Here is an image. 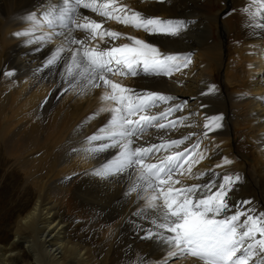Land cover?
<instances>
[{
	"label": "bare ground",
	"instance_id": "6f19581e",
	"mask_svg": "<svg viewBox=\"0 0 264 264\" xmlns=\"http://www.w3.org/2000/svg\"><path fill=\"white\" fill-rule=\"evenodd\" d=\"M209 4L0 0V264H264V0Z\"/></svg>",
	"mask_w": 264,
	"mask_h": 264
},
{
	"label": "rangeland",
	"instance_id": "374dc122",
	"mask_svg": "<svg viewBox=\"0 0 264 264\" xmlns=\"http://www.w3.org/2000/svg\"><path fill=\"white\" fill-rule=\"evenodd\" d=\"M221 1L222 0H211V4L208 5V16H209V18L212 19V21L210 23L213 24V25H214L213 12L218 10V9H221V11H220L218 19H217L218 30L215 29L216 32H214V29H212L211 27H209V26L206 27L205 26L204 31L207 30V34L208 35L210 34V38L207 39L206 43L211 45L212 42H214V41L216 42L217 40H219L220 42H223V36L221 34V28H220V26H222V27H224L226 34L228 33V36H226L227 44L229 43V45H227L228 46V51L229 52L231 51L232 53H235V52H237V47L240 46V48H242L241 46L243 44L241 37H238V31H237L238 27H239V24L237 23V20H238L237 14L239 12V10H238L239 8L237 9L238 0H223V2H225V6L224 7L223 6L221 7ZM228 3L230 5V7H229ZM235 4H236V6H235ZM211 32H213V35H212ZM198 34H202L203 35L204 33L200 32ZM196 36H197V34L195 35V37ZM199 40H201V38H199ZM201 41H203V39ZM224 52H225V50H224ZM226 57H228V53H227ZM227 59H225V57H224L222 59L223 61L221 60V62H224ZM215 64L216 63L213 62V61L210 62L209 68L206 70V73L210 74V75H208L209 78H210V82L209 83L217 91L218 88L221 87L222 80L225 79V71L227 72L228 70L223 69V66L221 68H219V70H215ZM235 66L236 65L233 64V68H235ZM239 72L241 73L242 70H240ZM246 72H247V70H244L243 74H245ZM248 76L249 75L247 73L245 79H247ZM253 78H255V77H253ZM242 80L244 81V79H242ZM250 104L251 103L249 102V100H247V101H245V103L240 104L237 107V109L234 110V118H236V122L240 125L241 129L245 128V132H250L251 130H253V127L252 128L250 127L251 121L246 118V116L251 115L249 107H248V105H250ZM238 132H239V127H238V129L236 131H235V128L233 129V133H238ZM249 135H252V134L250 133ZM203 138H204V136L199 137V139H198L199 141L196 142V146H197L198 150L201 149V145H203V142H204ZM239 138H241V139L237 140L233 147H236L238 149V151H237L236 148H234L236 150V154L235 155L238 156L239 158L240 157L242 158V156L240 154H243L244 151H246V147L242 148V147H239V145L242 144L243 146H247L248 145L247 141H248L249 138L246 139V136H242V137H239ZM242 139L244 140V143L242 142ZM199 142H201V143H199ZM205 147H207V145ZM250 147L252 148L253 146L250 145ZM195 154H197V153H195ZM206 155H207V151H204L200 156H202L206 160L211 159V156L209 158H205L204 156H206ZM242 160L244 161V163H246V158H243ZM259 186H260V189H261V183L260 182H259ZM0 216H1L0 217V224L2 223V226H3L2 229H0V231H1L0 232V244H4V243L8 242V240H9V238H8L9 237V235H8L9 232H8V225L7 224L6 225L3 224V222H4L3 221L4 214H3L2 210H0ZM93 231H94V228L92 227L91 230H90V234L89 233L87 234V238L88 239H91L93 237H95V239L98 238V236L96 234H95L96 236H93V234H92V233H94ZM247 259H248L247 257H242V260H243L244 263L247 262ZM176 260H179V259L177 258Z\"/></svg>",
	"mask_w": 264,
	"mask_h": 264
}]
</instances>
